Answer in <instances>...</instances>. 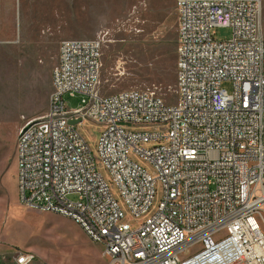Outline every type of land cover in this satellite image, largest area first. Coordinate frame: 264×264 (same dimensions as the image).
Segmentation results:
<instances>
[{"label":"built area","instance_id":"built-area-1","mask_svg":"<svg viewBox=\"0 0 264 264\" xmlns=\"http://www.w3.org/2000/svg\"><path fill=\"white\" fill-rule=\"evenodd\" d=\"M262 3L176 0L174 103L102 94V39L61 40L48 110L16 139L21 203L77 222L106 264H264ZM220 27L231 36L217 38ZM86 120L101 127L96 152ZM120 201L134 220L157 205L134 226ZM37 260L0 253V264Z\"/></svg>","mask_w":264,"mask_h":264},{"label":"rangeland","instance_id":"rangeland-1","mask_svg":"<svg viewBox=\"0 0 264 264\" xmlns=\"http://www.w3.org/2000/svg\"><path fill=\"white\" fill-rule=\"evenodd\" d=\"M262 18L264 24V0ZM177 27L176 0H0L1 254L32 252L38 256L35 264H106L102 245L93 242L77 222L21 203L17 135L26 122L48 110L52 70L63 39H102V94L134 88L150 90L174 103L177 61L174 70H163L162 39L171 34L177 40ZM215 33L225 39L231 29L220 27ZM223 86L232 92L230 82ZM67 104L75 108L79 99H68ZM100 129L89 120L81 126L94 152ZM141 163L153 173L151 164ZM120 204L126 220L137 226L153 212L157 201L136 220Z\"/></svg>","mask_w":264,"mask_h":264},{"label":"trees","instance_id":"trees-1","mask_svg":"<svg viewBox=\"0 0 264 264\" xmlns=\"http://www.w3.org/2000/svg\"><path fill=\"white\" fill-rule=\"evenodd\" d=\"M163 51H162V65L163 70H174L175 63L177 61L176 46L177 40L171 34L164 36L162 39Z\"/></svg>","mask_w":264,"mask_h":264},{"label":"water","instance_id":"water-1","mask_svg":"<svg viewBox=\"0 0 264 264\" xmlns=\"http://www.w3.org/2000/svg\"><path fill=\"white\" fill-rule=\"evenodd\" d=\"M76 121H73V123H75Z\"/></svg>","mask_w":264,"mask_h":264}]
</instances>
